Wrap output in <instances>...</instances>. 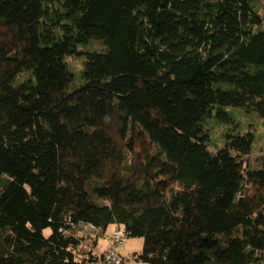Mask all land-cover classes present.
<instances>
[{"label": "trees", "instance_id": "1", "mask_svg": "<svg viewBox=\"0 0 264 264\" xmlns=\"http://www.w3.org/2000/svg\"><path fill=\"white\" fill-rule=\"evenodd\" d=\"M225 106L264 117V0H0V264H128L111 224L147 264H264L255 135L208 146Z\"/></svg>", "mask_w": 264, "mask_h": 264}, {"label": "rangeland", "instance_id": "2", "mask_svg": "<svg viewBox=\"0 0 264 264\" xmlns=\"http://www.w3.org/2000/svg\"><path fill=\"white\" fill-rule=\"evenodd\" d=\"M78 49L82 52H105L107 47L103 40L92 39L86 44H80ZM84 61L85 57L83 55H68L65 57L67 67L73 74L70 90L79 88L85 83L83 77ZM223 110L227 113V119H220L214 115L206 122L205 126L209 131L210 137L208 142L209 149L211 151H216L224 147L227 134L229 133H246L252 131L255 135L252 144V155L264 156V117L260 116L255 111H247L243 107L225 106ZM216 111L217 110H214V113ZM130 157L131 156L127 153L126 163H130ZM125 173L128 174L127 170ZM115 229H117L116 224H111L108 228V235L111 236ZM43 233L48 236L51 233V228L45 229ZM110 236L100 239L99 245L95 250L97 254L100 255L111 250L114 241H110ZM143 250V237L123 238L122 242L117 246V253L128 264H147L138 257L142 254ZM77 260L80 261L81 257H78Z\"/></svg>", "mask_w": 264, "mask_h": 264}, {"label": "built area", "instance_id": "3", "mask_svg": "<svg viewBox=\"0 0 264 264\" xmlns=\"http://www.w3.org/2000/svg\"><path fill=\"white\" fill-rule=\"evenodd\" d=\"M110 240H113V247L108 252L106 258L109 262H119L121 260L120 255L117 253V246L120 242H122L121 232L119 230H115L113 234L109 237Z\"/></svg>", "mask_w": 264, "mask_h": 264}]
</instances>
